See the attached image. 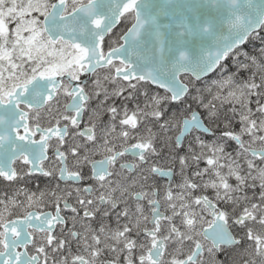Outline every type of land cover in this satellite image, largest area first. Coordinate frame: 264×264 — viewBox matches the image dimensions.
Masks as SVG:
<instances>
[{"label":"snow or ice","instance_id":"1","mask_svg":"<svg viewBox=\"0 0 264 264\" xmlns=\"http://www.w3.org/2000/svg\"><path fill=\"white\" fill-rule=\"evenodd\" d=\"M0 264H264V0H0Z\"/></svg>","mask_w":264,"mask_h":264},{"label":"flooded vegetation","instance_id":"2","mask_svg":"<svg viewBox=\"0 0 264 264\" xmlns=\"http://www.w3.org/2000/svg\"><path fill=\"white\" fill-rule=\"evenodd\" d=\"M123 28V24H121V25H118L117 26V28L116 29H114V35L115 34H118L120 31H121V29ZM177 179H179L178 177H177ZM164 181L163 180H161V183H163ZM87 185V182H85V186Z\"/></svg>","mask_w":264,"mask_h":264}]
</instances>
